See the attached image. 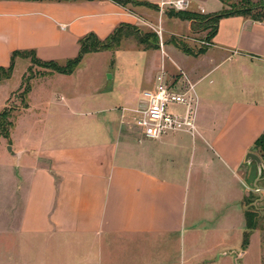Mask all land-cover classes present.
Instances as JSON below:
<instances>
[{"label":"crops","instance_id":"obj_1","mask_svg":"<svg viewBox=\"0 0 264 264\" xmlns=\"http://www.w3.org/2000/svg\"><path fill=\"white\" fill-rule=\"evenodd\" d=\"M138 1L164 12L177 0ZM188 1L189 11L202 14L224 7L220 0ZM149 11L113 0H0V67L9 68L17 51L42 60L73 56L79 39L105 38L121 24L139 26ZM173 51L185 63L173 57L175 89L197 101L194 131L147 139L135 125L141 107L132 108L129 88L119 102L84 107L78 96L65 98L64 115L89 122L67 135L54 133L33 153L14 151L18 162L28 154L31 164L11 264H219L214 250L201 253L195 237L207 228L240 235L243 227L245 238L241 171L264 134V21L229 16L202 54ZM136 98L144 101L140 93ZM10 99L7 93L3 109ZM45 103L56 106L53 97ZM29 105L24 113L37 111ZM42 112L50 117L48 107ZM206 181L218 186L221 206L215 215H197L200 223L188 229L192 193L201 196ZM247 252L222 257L234 255L228 264L238 263Z\"/></svg>","mask_w":264,"mask_h":264},{"label":"rangeland","instance_id":"obj_2","mask_svg":"<svg viewBox=\"0 0 264 264\" xmlns=\"http://www.w3.org/2000/svg\"><path fill=\"white\" fill-rule=\"evenodd\" d=\"M222 3L223 10L226 12L239 9L249 17H259L263 12L261 7L264 6V0H223ZM149 9L151 11L144 15L145 22L135 28L141 30L143 34L148 33L149 44L156 43L155 47L147 48L133 37H126L113 51L84 55L72 75L59 74L51 68L39 66L32 58L17 57L11 78L0 87V113L7 93H11V99L5 109L9 111L8 120L13 123L7 140L1 136L4 130L0 127V142L3 146L0 149V264H11V248L15 245L13 233L20 222L26 189V168L31 164L28 154H25L21 162H18L20 158L13 156L14 151L23 150L33 153L36 149L45 146L46 140L54 133L67 135L89 122L84 117L65 116L63 108L65 98L78 96L82 102L85 101L84 107H87L88 101L94 100L119 102L124 97L123 91L130 88L132 89L131 97L135 99L132 108L137 109L139 106L142 108L141 103L144 101L142 102L141 98L136 96L140 93L143 97L145 91L154 88L160 72L165 71L168 80L172 81L171 75L175 69L177 71L172 62L173 57L180 61L181 65H185L182 60L184 55L173 51L174 48L185 46L193 52H198L208 47L212 22L208 21L207 17H194L192 27V22L174 18V11L171 8L164 12ZM189 23L191 24L190 32H188ZM112 33L105 38L95 35L100 40H106ZM79 41L80 39L77 42L78 51L73 56L67 57L65 54H60L54 56L53 60L37 58L43 62L53 61L64 65L68 60L79 56ZM7 74L0 72V78L6 80L4 78ZM52 97L56 106L54 103L51 105L45 103ZM29 102H32L33 108L37 111L24 113L25 109L30 107ZM40 103L42 111L44 107H48L50 117H42L43 112L38 111ZM176 108L179 110L180 107ZM50 125H53L55 132ZM253 153L261 157L263 171L259 178L255 163L251 166L248 164L243 166L241 178L246 194L240 206L241 214L245 216L244 225L248 222L255 227L263 247L259 245L258 235H254L252 240L250 235V244L242 245L244 243L243 227L240 228V235L237 232L231 234L216 232L217 228H207V232L199 233L200 236L195 237L196 244L204 255H211L214 250L219 264H228L230 259L235 258L231 254L222 257V254L230 251L243 253L244 249H248L247 255L238 263L232 261V264H264V151L256 147ZM205 185L201 196L196 195L195 191L192 193V208L189 205L187 218V223H190L187 225L188 229L194 227V223H200L196 221L197 215L207 218L208 216L204 213L215 215L213 208L221 206L220 198L214 191L218 189V186L215 187V184L209 181H206ZM256 187L260 189V193L256 192ZM226 210L225 207L223 213ZM229 211L231 212V208ZM202 223H206L205 227H207L212 222ZM245 231H247L246 226ZM11 233L12 239H9L8 234Z\"/></svg>","mask_w":264,"mask_h":264},{"label":"trees","instance_id":"obj_3","mask_svg":"<svg viewBox=\"0 0 264 264\" xmlns=\"http://www.w3.org/2000/svg\"><path fill=\"white\" fill-rule=\"evenodd\" d=\"M113 1L122 5L123 7H128L129 9L133 7L144 6L147 8H152L157 11H160V9L157 6L149 4L147 2H141L138 0H113ZM221 1L223 2V0ZM261 8H263V12L262 14L259 15V17H249L247 16V14H245L242 10H239V9L236 11H232V12H226L225 10H221L220 12H217L214 14H202L198 12H192L189 10L176 11L173 8L171 9L174 11L173 12L174 18L180 19L182 21L192 22V27H193L194 17H207L208 21L212 22V26H211L212 32L209 35V41L211 43L217 34L218 25L221 19L229 17V16H233V15H240V16L250 18L254 21L263 22L264 21V6L262 5ZM148 36H149L148 33L143 34L141 30L136 29L135 25L121 24L113 31V33L106 40H100L95 34H89L85 36L84 38L80 39L79 56L75 59L68 60L64 65H60L53 61L43 62L37 58L35 52L33 51H29V52L17 51V52H14L12 55L11 65L9 66V68L6 69V68L0 67V72L8 73L4 79H10L14 71L15 62H16L17 57H22V58H32L33 61L39 66L51 68L56 73L63 74V75H72L78 68L84 55L88 53H93V52L113 51L120 44V42L126 37H133L134 39H136V41H138L142 45H145L147 48L157 46L156 43L149 44V41L147 39ZM179 49L193 56H198L206 50V48H204L203 50H200L198 52H193V50L185 46H182ZM0 81H3V79L0 78ZM8 118H9V111L7 109H4L0 113V127L3 128L4 130L3 135L1 136H4L6 138L9 136L11 126L13 125V123L9 121ZM256 147H259L262 149V151H264V134L261 135L257 139ZM254 230H255V227L247 222V232L245 233L244 245L248 244L251 232H253Z\"/></svg>","mask_w":264,"mask_h":264},{"label":"built area","instance_id":"obj_4","mask_svg":"<svg viewBox=\"0 0 264 264\" xmlns=\"http://www.w3.org/2000/svg\"><path fill=\"white\" fill-rule=\"evenodd\" d=\"M190 5L188 0H177L171 4V8L187 11ZM174 85L173 81L168 80L166 72L162 71L157 75L154 88L143 94L145 102L135 125L149 140H159L171 132L195 129L197 101L189 94L176 91Z\"/></svg>","mask_w":264,"mask_h":264},{"label":"water","instance_id":"obj_5","mask_svg":"<svg viewBox=\"0 0 264 264\" xmlns=\"http://www.w3.org/2000/svg\"><path fill=\"white\" fill-rule=\"evenodd\" d=\"M13 156L20 157V154L14 152ZM245 162L249 166H251L252 163L256 164V166L258 168V173H259L258 177L260 178V176L262 175V171H263V167H262L263 166L262 165L263 161H262L261 157L259 155L255 154V153L250 152V153L247 154ZM255 189H256L257 193L261 192L258 187H256Z\"/></svg>","mask_w":264,"mask_h":264}]
</instances>
